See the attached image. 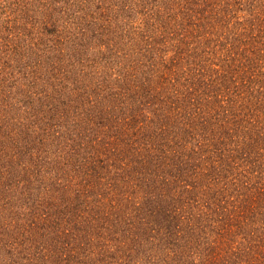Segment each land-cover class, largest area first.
Masks as SVG:
<instances>
[{
    "label": "trees",
    "instance_id": "trees-1",
    "mask_svg": "<svg viewBox=\"0 0 264 264\" xmlns=\"http://www.w3.org/2000/svg\"><path fill=\"white\" fill-rule=\"evenodd\" d=\"M0 264H264V0L0 3Z\"/></svg>",
    "mask_w": 264,
    "mask_h": 264
},
{
    "label": "rangeland",
    "instance_id": "rangeland-1",
    "mask_svg": "<svg viewBox=\"0 0 264 264\" xmlns=\"http://www.w3.org/2000/svg\"><path fill=\"white\" fill-rule=\"evenodd\" d=\"M4 1H5V0H0V3H4ZM4 8H6V7L4 6ZM7 9H8V8H7ZM4 10H5V9H4ZM4 10H3V11H4ZM5 11H6V10H5ZM13 254L16 255L15 253H13ZM19 262H21V261H19Z\"/></svg>",
    "mask_w": 264,
    "mask_h": 264
}]
</instances>
